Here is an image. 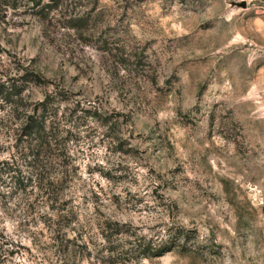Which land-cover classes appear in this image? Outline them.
Listing matches in <instances>:
<instances>
[{"label":"rangeland","instance_id":"obj_1","mask_svg":"<svg viewBox=\"0 0 264 264\" xmlns=\"http://www.w3.org/2000/svg\"><path fill=\"white\" fill-rule=\"evenodd\" d=\"M0 264H264V0H0Z\"/></svg>","mask_w":264,"mask_h":264},{"label":"trees","instance_id":"obj_2","mask_svg":"<svg viewBox=\"0 0 264 264\" xmlns=\"http://www.w3.org/2000/svg\"><path fill=\"white\" fill-rule=\"evenodd\" d=\"M16 86L11 85L10 92L8 93V97H13L15 93H21L20 89H17V92H15ZM7 101V100H6ZM12 101H7L6 103H11ZM49 101H43L39 104H37L29 114L25 116V121L23 122V127L20 131L21 136L23 140H26L27 147H25L26 150L32 151L33 155L36 156L37 162H42V160L46 157V153L50 148H55L56 146V132L55 130L47 131V124L46 119L42 116L43 113H38V107H40V111L47 110ZM13 115H11V118H14V111L12 110ZM9 117V115H8ZM47 132V133H46ZM53 140V142H52ZM23 143V142H22ZM24 157L27 158L28 155L24 154Z\"/></svg>","mask_w":264,"mask_h":264}]
</instances>
